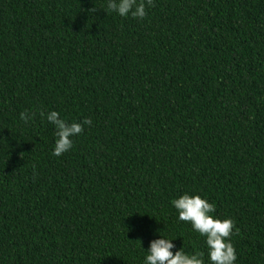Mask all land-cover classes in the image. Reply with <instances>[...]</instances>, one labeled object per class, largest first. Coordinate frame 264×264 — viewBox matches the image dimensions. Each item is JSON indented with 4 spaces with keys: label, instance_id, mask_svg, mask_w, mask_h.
I'll use <instances>...</instances> for the list:
<instances>
[{
    "label": "trees",
    "instance_id": "obj_1",
    "mask_svg": "<svg viewBox=\"0 0 264 264\" xmlns=\"http://www.w3.org/2000/svg\"><path fill=\"white\" fill-rule=\"evenodd\" d=\"M106 5L0 0V264H145L160 238L210 264L185 193L264 264V0ZM41 111L92 124L57 157Z\"/></svg>",
    "mask_w": 264,
    "mask_h": 264
},
{
    "label": "clouds",
    "instance_id": "obj_2",
    "mask_svg": "<svg viewBox=\"0 0 264 264\" xmlns=\"http://www.w3.org/2000/svg\"><path fill=\"white\" fill-rule=\"evenodd\" d=\"M154 6V0H107V9L117 13L121 17L131 15L132 18L142 20L147 15V9ZM95 11V9H93ZM35 113L27 111L20 113V119L28 123ZM42 117L54 125L57 137L53 149L54 156H61L73 147V137L84 131V126H91L90 118L82 122L68 123L60 118L56 111L45 114L40 112ZM178 212L180 221L191 224V227L200 236L206 238L207 255L210 264H235L237 259L235 248L230 240L234 221L230 218H215L211 213L215 208L212 203L199 195L187 193L171 201ZM171 239L160 238L150 241L149 249L145 257V264H204V253L187 254L181 248L178 251H171L175 245Z\"/></svg>",
    "mask_w": 264,
    "mask_h": 264
}]
</instances>
